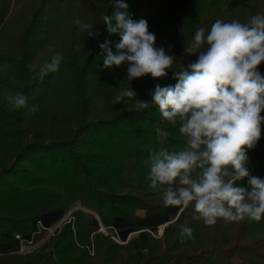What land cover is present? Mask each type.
<instances>
[{"label":"trees","instance_id":"16d2710c","mask_svg":"<svg viewBox=\"0 0 264 264\" xmlns=\"http://www.w3.org/2000/svg\"><path fill=\"white\" fill-rule=\"evenodd\" d=\"M64 1L39 0L36 8L29 10L31 15L29 21L22 23L24 29L19 35V45H16L18 54H21L16 64L20 68L22 84L15 87V93L22 92L29 97L33 87L40 90L39 95L33 98L37 99L35 107L38 108L35 112L37 117L33 118L46 115L45 106L50 104L47 96L53 93V89L56 91L57 82L55 73H49L42 81L39 74L29 78L26 68L27 61L37 52L30 51L31 47L37 50L40 48L45 53L52 42L56 41L57 32L63 26V22L70 19L68 15L64 16L63 8H61ZM197 1L199 0H180L175 6L169 40L172 43V55L176 57L174 65L176 70H179L181 65L187 69L188 64L194 62H182L179 57L180 51L175 46L178 33L188 17L189 8ZM98 2L99 0H69V7L73 15H78L91 10ZM6 6L7 2L4 1L0 5V37L9 35L10 23L13 19L17 21L27 15V9H25L27 5L22 6L21 4L19 5L20 10L18 9L4 20L8 10ZM113 7L114 0L105 4L97 29L100 35L90 41V52L85 62L77 68L74 89L78 97L75 110L78 112L75 115L76 118L74 117L73 127L65 130L44 129L42 128L44 127L43 122L41 123L38 119L31 123L25 122V113L32 115L30 111L32 107L28 104L29 98L26 108L10 111L3 94L13 85L6 83L8 80L5 78V71L0 72V253L13 252L19 249L20 240L28 242L34 238L35 234L41 235L55 226L64 218L68 208L78 196L81 206L93 211L102 226L111 230L117 239L126 243L125 245H129L127 237L131 232L139 230L156 232L158 227L165 224L161 234L164 246L160 249L147 248L146 253L136 264H217L216 258L224 261L234 256L242 258L238 264H264L261 260L264 258V234L261 237L245 239L242 237L244 221L238 224L233 242L224 248L220 249L216 243H212L209 247L197 252L189 253L185 249L174 250V244L167 241V232L170 230L168 226L183 219L188 208L165 206L163 201L153 202L146 198L114 193L103 183L102 173L99 174L98 168L94 167V164L100 163L98 159L103 157L93 155V146L115 148L123 152L128 159L143 157L144 154L148 155L150 137L159 142L157 127L169 133L162 144L159 142L166 149L174 139L173 134L179 131V125H170L163 119L158 107L151 104L149 93L154 90V87L147 92L145 99L149 102L147 109L134 107L122 109L120 112L113 113L112 116L88 118V113L91 111L84 96L85 74L94 50L106 32L102 17L110 15ZM41 24L43 28L40 29ZM2 52L3 49L0 48V67L7 64L6 55ZM54 53L52 51L47 61L51 62L52 57L56 55ZM43 63L38 66L41 67ZM35 71L36 69L34 72L29 71V74ZM259 71L261 75H264L262 67ZM10 80L11 83L14 82V77L11 76ZM161 83L174 86L177 81L173 78V73L169 72L167 80ZM124 87L129 88L128 85ZM56 107L59 110V107ZM58 110L56 109L51 120L47 119L50 122L44 125H51L59 118L60 111ZM263 128L264 124L261 125V133ZM45 130H47L48 137H46L47 133H42ZM37 131L38 133L35 134ZM31 134L32 139L26 140V135ZM247 155L252 164L263 166L264 153L261 154L253 149L248 151ZM33 166L39 170V174L33 172ZM259 178L262 179V177ZM129 203H134L144 210L145 214L143 216L134 213L129 215L121 209L117 210L119 205ZM101 204H106L112 210H116V216L111 219L105 217L100 212ZM70 215L73 218L67 223L64 221L61 224L62 228L56 229L46 240V245L53 246L48 250L43 248L39 258H33L38 252L28 256L14 255L0 258V264H88L89 260L83 261L87 248L92 246L95 255L101 250L102 243L106 242L116 249L110 258L105 255L101 256L108 263L119 256L118 249H123V251L127 249L126 246L122 247L119 243L112 242L100 231L98 219L92 213L74 209ZM70 226L74 230H71ZM16 235H19V238H16ZM66 235L68 238H64ZM120 264H129V260L124 259Z\"/></svg>","mask_w":264,"mask_h":264},{"label":"clouds","instance_id":"9594fccd","mask_svg":"<svg viewBox=\"0 0 264 264\" xmlns=\"http://www.w3.org/2000/svg\"><path fill=\"white\" fill-rule=\"evenodd\" d=\"M125 0H114L116 9L102 17L110 35L118 34L116 52L105 41L99 47L105 53V69L127 65V78L132 81L150 76L157 81L150 91L151 104L158 107L170 125H179L186 144L179 151L161 147L150 152L144 163L149 167L147 180L152 190L161 192L165 206L183 209L192 206L195 221L206 227L219 220L259 222L264 218V179L248 170L247 152L261 139L264 124V14L253 15L247 22L217 19L210 30L196 29L185 53L196 56L187 69L176 70V57L156 46V37L149 31L147 20H134ZM89 38L100 35L95 26L75 20ZM63 56L57 53L51 62L40 67L41 81L49 73H57ZM9 65L0 67V72ZM31 67V65L29 66ZM169 72L177 83L165 85ZM10 111L27 107L28 97L22 92L4 91ZM138 94L128 88L113 103L125 98L136 100L137 109H147L148 100L136 99ZM35 113L38 108L33 106ZM162 144L169 133L157 127ZM247 180V187L242 182ZM181 243L194 240L193 229L181 225Z\"/></svg>","mask_w":264,"mask_h":264},{"label":"rangeland","instance_id":"374dc122","mask_svg":"<svg viewBox=\"0 0 264 264\" xmlns=\"http://www.w3.org/2000/svg\"><path fill=\"white\" fill-rule=\"evenodd\" d=\"M3 1L5 3L7 2L6 8L8 9L4 20L10 14L15 13L18 9L20 10L21 4L22 6L25 4L27 5L25 7V9H27V15H24L22 19H18L17 21H14L13 19L10 23L9 35L0 37V48L3 49L2 53L6 55L5 62L9 65L8 69L5 71V78L8 80L6 83L13 85L8 88V91L15 93V87L22 84L20 82V68H18L16 64L20 59L21 54H18V46L16 45H19V35L24 29L22 23L29 21L31 16L29 10L35 9L39 0H0V5ZM109 1L110 0H99L98 3H95V7L93 6V8H91V10L78 15H73V12L69 7V0H65L61 8H63L64 16L66 17V15H68L70 19L64 21L62 24L63 26L59 28L56 35V41L52 42L45 53L42 52L40 48L37 50L35 47H31L30 51L37 52L30 56L27 61L26 68L29 78L39 74L40 66L38 65L47 61V58L52 54V51L55 52L54 54L61 53L63 60L59 71L55 73L57 82L56 91L53 89V93L47 96L50 104L45 106V110L47 111L46 115H42L39 118H33L37 117L35 113H32L31 116L25 113V122L31 123L35 119H38L41 123L43 122L44 127L42 128L44 129L53 128L57 130L60 128L61 130H65L69 127H73L75 123L74 117L78 112L75 110V103L78 97L76 96L74 89V77L77 73V68L85 62L86 57L90 52L89 44L92 40V38L87 36L85 31H81L78 25L74 24V21L81 20L86 23H91L95 26V30H97L101 22V12L103 11L105 4ZM179 1L180 0H125L129 6L128 11L132 18L134 20H138L141 16H143L148 22L149 31L156 37V46H162L165 51L171 55L172 43L169 40L170 26L173 20L172 18L175 16V6ZM115 10L116 9L113 7L109 16H111ZM256 14H264V0H199L195 2L194 5L189 8L188 17L185 20L184 26L179 31V35L176 40L175 48H178L180 51V59H182V62L185 63L195 61L197 59L196 56L185 53V47L192 42L197 28L204 27L207 32L210 30L212 23L217 19L224 20L225 22H229L233 19H239L241 22H247L253 15ZM18 16L20 17V14H18ZM39 28H43V25L41 24ZM105 29L106 32L99 40V43L94 50V55L88 63V69L85 74L86 89L84 91V96L87 104L89 103L90 105L89 109L91 112L88 113V118L91 119L104 115L112 116L113 113L120 112L122 109L136 107V100L130 98H125L119 104L113 103L115 97L119 95L121 91L125 90L124 86L128 85L129 88H132L138 94L136 99L145 100L147 92L154 87L155 83H157V81H154L150 76L130 81L127 78L126 64L119 68H104L103 61L106 54L102 52L99 45L105 41H109V46L112 48V51L116 52L115 44L118 43L120 39L118 34L110 35L106 26ZM9 48L10 51L8 52ZM44 64L45 63L41 66ZM30 65L31 67H29ZM260 67L264 69V64H261ZM35 69V73L29 74V71L34 72ZM11 76L14 77V82H12L14 84L11 83ZM39 92L40 90L36 87L31 89V94H29L28 97L30 101L28 104H30L31 107L35 106L37 103V99L33 98L38 96ZM56 106L59 107V110ZM42 107L43 106H41V108ZM56 109L60 111L59 118L51 125H44V123L50 122L48 120L52 119ZM261 115L264 116V112H262ZM36 133H38V131L35 132V134ZM42 133H47V130L42 131ZM26 136L27 137L25 139L29 140L32 139L33 135L31 134ZM46 137H48V133L46 134ZM152 138L153 137L149 138L151 141L148 143V155L144 154L143 157L137 156L136 158L131 157L129 159L123 152H120L115 148L108 149L103 146H93V155H101L103 157L100 159L97 158L100 163L94 164V167L98 168L99 174L102 173L101 175L104 179L103 183L107 185L108 189L114 193L117 192L118 194H124L127 196L146 198L148 200H152L153 202L163 201L161 192L150 189V181L147 180L149 167L144 163L149 159L150 152L158 151L161 147H163L159 144V142ZM173 138V141H171L169 147L167 148L169 151H179L185 146L186 139L179 131L173 134ZM254 149L259 151L261 154L264 153V128L261 133V139ZM247 167L250 173L256 174L257 176L262 177V179L264 178V164L263 166L256 163L252 164L251 160H249ZM32 170L35 174L40 173L35 166L32 167ZM242 186H248L246 180L242 182ZM78 199L79 198L77 196V200L68 208L64 216V221L67 223L73 218H71L70 214L74 209H79L84 213L91 212L98 219V216L93 211L83 208L80 200ZM99 208L100 212H102L108 219L116 216V210H112L111 207L106 204H101ZM119 209L129 215L134 213L138 216H143L145 214V211L137 207L134 203L124 205L121 204L118 206L117 210ZM194 214L193 207L189 206L183 219H180V221H177L172 226H168L170 227V230L167 232V241L174 244V250L185 249L189 253L197 252L200 249L209 247L212 243H216L221 249L233 242L235 230L241 221L227 222L221 219L216 225L206 227L202 221H195L192 219ZM244 222L245 226L242 231V237L245 239L250 237H261L262 234H264V221H262V219L259 222L249 220H244ZM59 223L60 222L57 224ZM57 224L46 230L41 235L35 234L31 242L22 243L23 247L13 250V252L0 253V258L13 257L14 255L28 256L34 252L38 253L36 256H33V258H39L40 251L43 250V248L48 250V248L53 246L52 244V246L48 244L46 245V240L53 234L52 230L57 226ZM61 224H59L57 230L62 228ZM181 225H187L193 229V235L195 236L194 240H187L186 242L181 243V238L179 236ZM70 228L71 230H74L72 226H70ZM163 228L164 227L161 225L158 227L156 232H152L150 230L135 231L131 233V236L127 241L129 245H125L126 243L117 239L116 235L113 234L111 230L101 226L99 229L104 235L109 237L112 242L119 243L122 247L126 246L127 249L124 251L123 249H118L119 256L107 263L104 257L101 256L105 255L110 258L116 249L107 242L102 243L100 250L101 253L100 251L98 253L95 252L96 254L94 255L93 247L91 246L87 248L83 261L89 260L90 262L88 264H120L123 263L124 259H128L129 264H136L137 261L146 253L147 248L154 247L160 249L164 246V242L161 238ZM64 238H68V236L66 235ZM175 242L177 243L176 245ZM135 259H137L136 262ZM216 260H218L217 264H225L227 259L220 261L219 258H216ZM241 260L242 258L237 256L236 264H238ZM261 260L264 261V258H261Z\"/></svg>","mask_w":264,"mask_h":264},{"label":"crops","instance_id":"0c3cea01","mask_svg":"<svg viewBox=\"0 0 264 264\" xmlns=\"http://www.w3.org/2000/svg\"><path fill=\"white\" fill-rule=\"evenodd\" d=\"M133 233V232H131ZM131 236V234L127 237V241L129 239V237ZM237 263V256L236 257H232V258H229L225 261V264H236Z\"/></svg>","mask_w":264,"mask_h":264},{"label":"water","instance_id":"95a60500","mask_svg":"<svg viewBox=\"0 0 264 264\" xmlns=\"http://www.w3.org/2000/svg\"><path fill=\"white\" fill-rule=\"evenodd\" d=\"M90 213H91V212H90ZM96 218H97V217H96ZM64 220H65V218H63V219L60 221L59 224H61ZM98 222H99V221H98ZM59 224H57V226L53 228L52 233L55 232V230L57 229V227L59 226ZM164 225H165V224H164ZM164 225H162V227H163ZM101 226H102V224L99 222V227H101ZM52 233H51V234H52Z\"/></svg>","mask_w":264,"mask_h":264},{"label":"built area","instance_id":"2783aa9c","mask_svg":"<svg viewBox=\"0 0 264 264\" xmlns=\"http://www.w3.org/2000/svg\"><path fill=\"white\" fill-rule=\"evenodd\" d=\"M47 230H48V229H47ZM15 237H16V238H19V235H16ZM29 241L31 242V240H28V242H29ZM28 242L20 240V244H19V246H20V247H23V246H22V243H28ZM20 247H19V248H20Z\"/></svg>","mask_w":264,"mask_h":264}]
</instances>
